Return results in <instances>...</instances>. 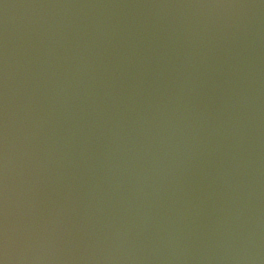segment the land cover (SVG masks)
<instances>
[{
	"label": "water",
	"instance_id": "obj_1",
	"mask_svg": "<svg viewBox=\"0 0 264 264\" xmlns=\"http://www.w3.org/2000/svg\"><path fill=\"white\" fill-rule=\"evenodd\" d=\"M0 264H264V0H0Z\"/></svg>",
	"mask_w": 264,
	"mask_h": 264
}]
</instances>
